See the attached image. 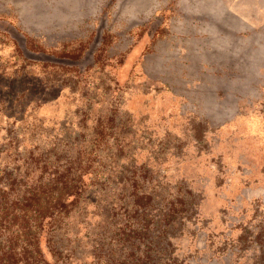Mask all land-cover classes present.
Segmentation results:
<instances>
[{"label": "rangeland", "instance_id": "1", "mask_svg": "<svg viewBox=\"0 0 264 264\" xmlns=\"http://www.w3.org/2000/svg\"><path fill=\"white\" fill-rule=\"evenodd\" d=\"M169 256L264 264V0H0V264Z\"/></svg>", "mask_w": 264, "mask_h": 264}, {"label": "trees", "instance_id": "2", "mask_svg": "<svg viewBox=\"0 0 264 264\" xmlns=\"http://www.w3.org/2000/svg\"><path fill=\"white\" fill-rule=\"evenodd\" d=\"M165 264H175V259L169 256L168 260L165 261Z\"/></svg>", "mask_w": 264, "mask_h": 264}]
</instances>
